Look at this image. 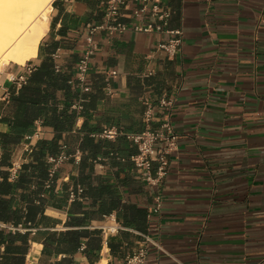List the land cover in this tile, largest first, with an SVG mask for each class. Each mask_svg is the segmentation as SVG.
<instances>
[{
  "label": "crops",
  "instance_id": "obj_1",
  "mask_svg": "<svg viewBox=\"0 0 264 264\" xmlns=\"http://www.w3.org/2000/svg\"><path fill=\"white\" fill-rule=\"evenodd\" d=\"M104 1H53L22 89L10 76L26 66L0 61V264H120L145 235L157 244L146 264H264V0H162L164 30L182 34L174 56L159 45L175 36L135 31L162 23L126 0L128 30L94 34L82 90L76 67ZM147 103L150 127L168 114L179 137L156 185L130 160ZM63 147L79 161L50 179ZM112 220L125 229L104 236Z\"/></svg>",
  "mask_w": 264,
  "mask_h": 264
},
{
  "label": "built area",
  "instance_id": "obj_2",
  "mask_svg": "<svg viewBox=\"0 0 264 264\" xmlns=\"http://www.w3.org/2000/svg\"><path fill=\"white\" fill-rule=\"evenodd\" d=\"M138 1V0H136ZM141 6L134 12L136 16L140 17L146 12H150V16L153 20H156L162 24L148 23L145 26L135 27L137 32L145 33H168L172 38L168 43H161L159 48L165 51L169 56H174L178 54L182 46V34L179 31L169 32L164 30V25L166 24L170 13L167 11L162 12L160 10V5L162 0H141ZM126 0H105L104 5L106 7V12L103 18L102 24L91 27L89 29V35L86 38L87 48L85 50L84 56L79 61L76 67V79L83 90L87 83V75L90 67V60L94 56L98 46L95 43L93 36L97 31H106L110 37H115L123 35L128 27L120 21L121 9L125 5ZM151 5V10H148V6ZM34 70L33 66H26L25 72L18 76H10V82H12L16 88H20L22 85L26 84L28 75ZM112 75H115L113 72ZM161 105L167 107L168 102L162 100ZM76 109L81 110L83 107L81 104L75 106ZM145 119L147 122V128L141 134L130 135L128 139L132 140L138 146V153L131 157L130 160L134 165L144 170L147 173L145 181L151 185H156L166 178L169 168V156L177 150L178 146V135L175 133L170 116L166 114L164 120L158 129H152L150 124L153 119V107L147 103V109L145 112ZM118 132L114 130H105L99 137L106 139H114ZM65 147H63L62 152L58 156H50L47 158V164L49 166V178L52 179L57 173L61 165L67 162L71 157H75L76 161H79L78 153L74 156L68 155L65 152ZM30 152V149H27ZM95 161L94 163H96ZM20 165L15 163L12 170L16 172ZM155 168V176L151 175L152 169ZM47 187L50 186V181L47 182ZM84 190L78 188L76 191L70 192V200H82ZM156 210L159 211L160 200L157 199ZM111 218V217H109ZM114 221V220H112ZM125 228L120 224L115 223L111 226L104 227L102 233L104 236L111 234H117ZM150 245H157L149 236H144L143 241L138 246V248L128 256L120 264H146L149 255Z\"/></svg>",
  "mask_w": 264,
  "mask_h": 264
},
{
  "label": "bare ground",
  "instance_id": "obj_3",
  "mask_svg": "<svg viewBox=\"0 0 264 264\" xmlns=\"http://www.w3.org/2000/svg\"><path fill=\"white\" fill-rule=\"evenodd\" d=\"M54 0H0V61L25 65L38 54Z\"/></svg>",
  "mask_w": 264,
  "mask_h": 264
},
{
  "label": "rangeland",
  "instance_id": "obj_4",
  "mask_svg": "<svg viewBox=\"0 0 264 264\" xmlns=\"http://www.w3.org/2000/svg\"><path fill=\"white\" fill-rule=\"evenodd\" d=\"M27 64H28V63H27ZM27 64H26V65H27ZM11 65H13V64H11ZM26 65H23V66H26ZM16 66H20V65H16ZM6 67H7V66H4V65H3L2 67L0 66V74L5 70Z\"/></svg>",
  "mask_w": 264,
  "mask_h": 264
},
{
  "label": "trees",
  "instance_id": "obj_5",
  "mask_svg": "<svg viewBox=\"0 0 264 264\" xmlns=\"http://www.w3.org/2000/svg\"><path fill=\"white\" fill-rule=\"evenodd\" d=\"M34 70H35V69H34ZM34 70H33L32 73L30 74V76L28 77L27 82H28V80L30 79L31 75L34 73ZM27 82H26V84H27ZM26 84L22 85L19 89H22Z\"/></svg>",
  "mask_w": 264,
  "mask_h": 264
}]
</instances>
